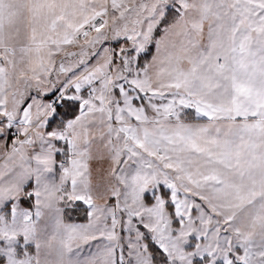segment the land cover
<instances>
[{"label":"snow or ice","instance_id":"6c2138e0","mask_svg":"<svg viewBox=\"0 0 264 264\" xmlns=\"http://www.w3.org/2000/svg\"><path fill=\"white\" fill-rule=\"evenodd\" d=\"M0 264H264V0H0Z\"/></svg>","mask_w":264,"mask_h":264}]
</instances>
